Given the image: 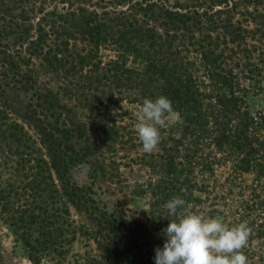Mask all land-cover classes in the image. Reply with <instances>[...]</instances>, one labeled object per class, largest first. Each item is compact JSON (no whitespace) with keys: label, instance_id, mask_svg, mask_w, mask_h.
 I'll use <instances>...</instances> for the list:
<instances>
[{"label":"trees","instance_id":"16d2710c","mask_svg":"<svg viewBox=\"0 0 264 264\" xmlns=\"http://www.w3.org/2000/svg\"><path fill=\"white\" fill-rule=\"evenodd\" d=\"M161 95L182 122L167 117L146 153L136 124ZM251 100L264 106V0H0V216L34 263L155 264L178 220L163 206L180 197L187 214L246 224L242 252L264 264V111ZM103 183L147 196L148 217L104 201Z\"/></svg>","mask_w":264,"mask_h":264},{"label":"clouds","instance_id":"9594fccd","mask_svg":"<svg viewBox=\"0 0 264 264\" xmlns=\"http://www.w3.org/2000/svg\"><path fill=\"white\" fill-rule=\"evenodd\" d=\"M167 117L182 122L166 96L155 100L145 98L136 124L138 138L146 153L154 151L161 142L160 129ZM186 201L170 199L163 207L178 220L170 221L162 230L165 242L155 249V264H248L242 252L251 234V228L241 223L229 228L217 219L202 220L196 214H187Z\"/></svg>","mask_w":264,"mask_h":264},{"label":"rangeland","instance_id":"374dc122","mask_svg":"<svg viewBox=\"0 0 264 264\" xmlns=\"http://www.w3.org/2000/svg\"><path fill=\"white\" fill-rule=\"evenodd\" d=\"M69 104H73L70 102ZM123 108L128 107L127 104L122 103ZM251 110L255 111L257 109L262 108L264 111V106L260 104V101L258 100H251ZM14 107V108H13ZM12 112H22V106L14 104L12 105ZM82 112H78V117L83 122L86 130V134L90 136L93 143L97 144L99 141V132L95 129V126L93 125L91 118H86L85 115H83ZM127 116V115H126ZM19 117V116H18ZM71 175L73 179L79 183L82 184L87 180L86 177V168L84 165H78L71 170ZM102 194L101 197L104 201H107L109 203H120L123 205V207L126 208V212L129 215H134L138 219L144 220L145 217H148V214L146 213L143 216H141V212L148 209V197H139L134 196L129 192H120L117 190V188L113 184L109 183H103L102 184ZM70 213L71 217L75 221L81 222L83 220V213L82 211L75 210L73 206H70ZM90 247H93V242L90 241ZM74 249L78 251V253L81 252L82 248L79 244L74 243ZM0 264H52L48 259L44 258L41 260L40 263H34L31 259V253L20 243H15L13 235L10 231V228L8 225H6L1 216H0Z\"/></svg>","mask_w":264,"mask_h":264}]
</instances>
